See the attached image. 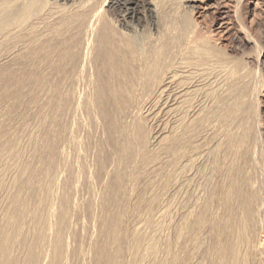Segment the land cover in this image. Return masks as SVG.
<instances>
[{
  "label": "bare ground",
  "instance_id": "6f19581e",
  "mask_svg": "<svg viewBox=\"0 0 264 264\" xmlns=\"http://www.w3.org/2000/svg\"><path fill=\"white\" fill-rule=\"evenodd\" d=\"M149 2L150 7L142 0H0V264H72L80 254L66 241L75 219L71 214L78 210L70 195L57 213L46 210L55 222L44 214L58 148L53 142L45 146V158L40 151L46 134L30 132L34 162H11L21 150L19 125L15 132L11 113L25 105L42 130L58 132V112L72 101L66 90L70 82L76 83L77 111L86 109L97 119L107 135L102 144L115 153L111 160L96 157L99 174L107 173L110 163L115 169L114 180L105 186L113 211L101 219L105 241L95 247L97 264H264V161L254 148L256 129L246 119L251 111L244 107V78L231 71L223 74L226 84L219 83L222 64L215 47L196 37L175 41L167 36L159 25V6ZM217 13L215 19L224 15ZM82 83L84 93L79 92ZM38 89L52 99L50 115L38 106ZM165 121L170 126H163ZM145 123L158 124L157 130L150 133ZM167 158L180 185L178 251L171 242L162 249L156 235L147 234L156 217L152 209L160 203L153 184L147 189L150 198L139 199L150 204L153 216L136 222L133 233L122 223L126 164L135 163L132 176L137 179L150 170L163 172ZM36 165L47 179L40 201L32 192ZM161 208L160 222L171 212L166 205ZM126 250L127 262L120 260Z\"/></svg>",
  "mask_w": 264,
  "mask_h": 264
},
{
  "label": "rangeland",
  "instance_id": "374dc122",
  "mask_svg": "<svg viewBox=\"0 0 264 264\" xmlns=\"http://www.w3.org/2000/svg\"><path fill=\"white\" fill-rule=\"evenodd\" d=\"M142 1L144 2L146 7L148 6L150 7L149 1H152L154 2V4H157V6H159V10H158L159 25L160 27L164 28L163 31L164 33H167V36H170V37L172 36L174 40L176 39V37H177L176 40H178V37L185 38L187 36V38L190 37V39H192L193 37H196L199 41H202L205 44L215 47V49L220 55V58H219L220 60L219 59L218 60L219 62H221L220 65L222 64L220 66L221 70L224 69L223 73H221V70H218L219 76L220 75L222 76L225 73L229 74L230 76L231 71H233L232 74L236 73V75L238 74L239 77L244 78V87H245L244 92H243L244 94L243 99L245 102L244 107L251 111V114L247 113L248 117L246 116V119H248L251 122L250 124L249 123L248 124L254 125L256 129L255 136L253 137V141L255 144L254 148H255L256 154L258 152L257 156L259 157V159L264 161V3L262 2V0H194V1L193 0H142ZM190 6H194L192 10L189 9ZM214 12L216 13L218 12L217 14H222V15L224 14V15L215 19ZM227 74H226V78L224 75H223L224 77L222 76V78L221 76L220 78L218 77L219 81L221 79L219 83H222V85H223V82L226 79H228ZM74 82L75 80L73 81V83ZM70 84L72 88L69 86ZM66 86L65 87L67 89L66 88L65 89L69 91L70 96H72L70 98L72 101H70L68 109L67 110L65 109L66 111L62 109V111L60 112H63V113L58 112L59 117L60 115L62 116L61 117L62 119L59 118V121L62 124L60 125L64 128L63 129L62 127H60L59 129H61V131L59 129H58V132L56 131L49 132L47 130L46 132L42 130L43 128L41 129V126L39 125L40 121L36 119L37 116H32L30 118L31 110L30 108L25 107V105H22L21 107H18L15 110L14 113L17 112V114H14L13 112L11 113V115H13L12 118L14 117L12 119L13 121L12 120L10 121L12 129L14 130L15 127H17L18 125L20 127L21 126L24 127L23 129L22 127L20 129V127L18 126L17 127L18 129H16L19 136H21L20 137L21 138L20 157L15 158L11 162L12 164H16V163L20 164L24 162H34V157H33L34 147H33V144L31 143L32 144L31 145L27 139L29 134L32 135L33 133L34 135H38V136L39 134H42L41 135L42 137L45 136L46 134L45 138L43 137L45 140L43 145L44 144L46 145L43 146L44 147V149H42L43 151H40L41 155H43L45 158L47 157V153H44V151L46 152L47 149L49 148V147L45 148V146H50L51 142L55 144V146L58 148L55 156H57L58 158L55 157L54 163L55 164L58 163L59 165L57 166L55 165V167L57 168H55L53 171L54 175H52V179L56 183L54 181H52L54 185L51 183L52 186H50L51 188L49 189V193H48L49 195L46 201L44 214L45 216L47 215V217L50 215L49 212H46L47 209H55L54 211H56L58 208L59 210V207L61 205L60 202L62 203L63 198L69 197L70 195L73 205L74 203L76 204V206L74 205L75 208L78 209L80 212L82 211L84 212V213L83 212L80 213L78 210L73 211L74 216L72 213L71 220L73 218L75 219H73L70 224L72 225V232L74 233L70 232L68 235H66V241L70 243L69 245L71 249H74L75 247H77L79 253L81 254V255L80 254L76 255L77 257L74 258L76 260L74 263L72 262V264H79V263L80 264L81 263L82 264H90V263L97 264L98 256L95 254L96 252H94V251H97L95 247L98 246L97 247L98 249L101 246V243L105 241V240L103 241L104 233H100V232H103V228H104V227L102 228V226H104L102 222L106 219L105 217H107L113 211V208L110 207L111 205L110 201H106V200H108V197H107L108 196L107 187L109 185L108 183H112V181L114 180V177H112V175L115 170L113 168L112 163H110L109 168L107 169V173L102 174V175L99 174L98 171L100 170L99 169L100 165L98 164L99 161L97 158L100 157L98 155L102 154L103 156H106V158L111 160V158L115 157L114 155L115 153L112 152L113 149L109 148L108 145L106 146L105 144H102V143H106L105 139L107 140L106 138L107 135H106V132L103 129H101L100 124L98 123L97 119H95L94 116H92L91 114L89 115L88 114L89 112L86 111V109H83V110L80 109L77 111L76 83L72 84V82H70ZM85 87H86L85 84L83 83L80 84L79 92L81 93L86 92ZM36 92H37L36 96L37 98L39 97V100H40L39 101L40 103H38L39 104L38 106L39 107L43 106L42 107L44 108L43 110H45V112L48 115H50L49 113L52 112V109L50 111V108H52L51 97L46 95V92L42 91V89L41 91L38 89ZM73 98L75 99L76 102L73 100ZM44 102L47 104L44 105L45 104ZM70 106L72 108H70ZM27 111L29 115L27 114ZM37 112L35 111L34 115L38 114ZM40 112H42V110ZM82 112L84 113L82 114ZM42 113L44 115L46 114L44 113V111ZM26 115L28 116L26 117ZM17 116L21 118L24 117V119L23 118L22 120L21 118L18 119ZM25 119L28 125L26 122H24ZM14 120H16L18 124L16 122L14 123ZM89 123L91 127L89 126ZM162 124L163 126L165 125L170 126L171 121H165ZM156 125L158 124H154L153 126L152 123L151 124L149 123V125L145 123L144 126L147 129L150 127L148 131H152L150 133H153L155 129L157 130V128H155ZM159 125H160V122H159ZM151 127L153 128L151 129ZM25 130L29 132L27 135H26L27 132L26 133L23 132ZM21 131L23 132V134L21 133ZM47 135L49 137H47ZM51 136L52 137L56 136V138L55 137L52 138ZM132 137H134V133L133 134L131 133V138ZM210 138L213 139V136L211 135ZM210 138H208L209 141H210ZM47 140H49V142ZM208 140L206 141L208 145L210 143L212 144V141L208 142ZM20 158L22 159V162H19V160H21ZM169 158L166 159L165 166L167 167L165 166L163 167L164 169L163 172L158 171L159 173L157 174V171L152 172V170H150L148 172H145L144 173L145 175L141 174V176H138L137 179L135 178V176H132L134 175V171H135V169H133L135 167L134 165L135 163L131 164L129 162L126 164L125 166L126 169L124 167V171H125V176H126L125 181L127 182V184H125L126 182H124L125 184L124 191L127 190V193L126 192L124 193V196H125L124 206L125 207H122L126 215L123 216L122 223L126 224L124 225H125V228L128 230V232L133 233L136 228L134 227L136 226V222H137V226L139 224L141 225L140 220L144 222L146 220H149L150 217L156 214V217H154L155 216L154 215L153 216L154 219H152V221L150 222L151 225L149 227L147 234L150 236L156 235L159 241V245L162 249L163 247H165L167 242L169 243L171 242L172 244L174 243L176 247L179 246L178 248H176L178 251V249L180 248V244H179L180 241L178 239V234L182 227V222H181L182 217H181V210H180L181 208L180 206L181 197L180 196L181 195L179 194L180 185H178L179 182L177 181V175L175 172H173L174 168L170 166V164L173 163V160L170 158L172 162L171 163L170 160H168ZM16 160L17 162L14 163L13 161H16ZM36 167H37V173H36V177L34 178L35 180L32 183L33 189L32 188L31 189L36 197V200L39 199L38 201H40L42 197L41 195L42 193L40 192L42 188L41 186L45 184L44 182L47 181V179H44L45 174L44 172H42L43 171L42 169L40 171V166L36 165ZM58 169L61 171H59ZM171 172H173L176 178H174V175ZM57 174H58V177H57ZM53 176L55 178H53ZM106 181L108 183H106ZM168 181H170V183ZM152 184L154 186L155 195L157 199H159L158 200L160 202L159 204H161V205L158 204L157 207L155 205L154 206L155 208L152 209V212L150 211L153 215L149 212V209H148L150 204H148L147 202L142 204V202L139 201L141 197L150 198V196L147 193L148 192L147 189H148V185L151 186ZM106 185L107 187H105ZM104 190L106 192L103 193ZM72 192H73V195H72ZM99 192L101 193L102 196L99 195L100 194ZM127 196H128V199H127ZM80 197H82L83 199ZM56 199L58 200V202ZM88 200H89V203H88ZM103 201L104 203L105 202L108 203L107 204L108 206L107 205L105 206ZM141 201L143 200L141 199ZM49 202L50 204H48ZM146 204H147V208H146ZM165 205L166 207L167 206L170 207V211L172 213L171 212L169 213L168 215L169 218L168 217L166 218L167 220L160 222L158 218L162 210L161 207L164 208ZM150 214L152 216H150ZM98 215L99 216L101 215V216L98 217ZM52 217L53 218H51L50 216L48 217L49 221H52L53 219L56 220L54 216ZM131 218H133L134 221ZM101 219L102 220L104 219V220L102 221ZM129 219H131V221ZM54 220L52 222H55ZM126 220L130 222L128 223ZM168 222L169 224H167ZM99 233L101 234V236H103V238L100 237ZM83 237L85 238L83 239ZM172 238L176 241H174ZM73 239L76 241H74ZM98 239H100V242ZM95 242H98L100 244L95 243ZM89 246L92 247L94 250L91 249ZM80 247H82L81 249L83 251L79 249ZM126 252L128 251L126 250ZM126 252L124 251L123 252L124 254L122 253L124 256L121 254L122 259L120 258V260L124 259V261L127 262V260L130 259L131 255L129 254V252L128 253ZM79 255L81 258L79 257ZM162 256L164 255L161 254V259H162ZM137 264H140V262H138Z\"/></svg>",
  "mask_w": 264,
  "mask_h": 264
}]
</instances>
